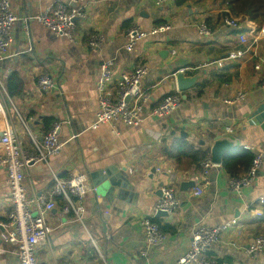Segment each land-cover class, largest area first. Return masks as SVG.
I'll return each instance as SVG.
<instances>
[{
    "label": "crops",
    "instance_id": "obj_1",
    "mask_svg": "<svg viewBox=\"0 0 264 264\" xmlns=\"http://www.w3.org/2000/svg\"><path fill=\"white\" fill-rule=\"evenodd\" d=\"M6 1L19 20L11 30L6 58L0 62V81L30 134L6 101L7 118L0 115V135L10 124L23 148L31 151L32 139L39 142L53 123H61L59 153L24 171L26 196L52 189V175L66 178L83 173L93 186L91 173L107 169L116 185L126 183L125 189L118 185L100 194L88 193L82 223L75 221L72 212L63 215L65 202L54 197L55 208L47 220L50 232L46 243L36 249L37 260L41 264H175L187 251L195 228L236 220L241 227L225 232L207 257L217 264H264V251L255 258L244 252L255 236H264V203L260 202H264V88L260 86L264 81V0H175L165 5L151 0ZM56 4L85 13V19L76 23L80 37L75 43L36 21L24 24L21 20ZM224 11L239 19L238 29L220 22ZM201 23L209 28V37L197 34ZM160 24L170 28L152 32ZM133 26L147 36L128 51L126 30ZM91 32L104 40L98 50L89 49L83 38ZM241 34L245 44L240 43ZM236 50L244 51L243 57L227 59ZM106 60L112 61V93L120 75L140 64L146 67L141 87L150 94V101L145 114L175 93L182 97L180 107L162 119L146 118L137 127L120 122L92 127L99 67ZM258 63L261 67L256 70ZM42 72L58 86L49 94L36 91V76ZM179 72L195 78L184 93L177 91L172 76ZM238 92L246 94L243 101L226 103ZM226 127L231 133L225 132ZM217 135L231 138L234 147L225 152L221 163L211 162L205 174L200 164L211 160L212 139ZM181 140L206 153L197 166L187 158L176 162L166 157L164 149ZM243 151L252 156L262 153L263 165L254 183L237 193L230 188L232 176L222 161L226 154ZM245 170L239 168L238 176ZM166 186L174 189L179 206L171 215L156 218L158 191ZM195 188L202 189L201 195H194ZM10 205L5 172L0 169V223L6 220ZM144 218L157 221L165 240L141 257ZM0 248V264H18L13 246L0 242Z\"/></svg>",
    "mask_w": 264,
    "mask_h": 264
},
{
    "label": "built area",
    "instance_id": "obj_2",
    "mask_svg": "<svg viewBox=\"0 0 264 264\" xmlns=\"http://www.w3.org/2000/svg\"><path fill=\"white\" fill-rule=\"evenodd\" d=\"M156 5H165L175 0H151ZM222 15L220 22L229 29L239 28V19L229 15L228 12ZM85 13L78 9H69L66 5L56 4L46 8L43 12L31 17L22 18L24 24L30 20L36 21L41 26L51 31L59 37H64L72 43L80 37L75 33L77 21H83ZM19 20L14 14L11 4L6 0H0V62L6 58L10 45V33L13 25ZM170 27L166 24H160L153 28L152 32H163ZM197 34L202 37H209L211 32L207 25L201 23L197 27ZM147 33L139 27L133 26L126 30V50H131ZM86 45L89 49L98 50L104 43L100 34L91 32L83 35ZM241 44H245L243 34L239 36ZM174 55L175 51H171ZM244 51L236 50L229 53L227 59L238 60L242 58ZM112 61L106 60L99 67V77L96 83L97 92V111L92 127L100 124H111L120 122L128 127H137L146 118L155 117L162 119L172 112L176 111L181 103L182 97L179 93L172 94L163 99L158 105L145 114L146 105L150 101V94L142 86V80L146 75L147 69L144 65L136 66L129 74L120 75L117 88L114 93L111 92L110 83H112ZM261 64L255 65L259 70ZM176 73L172 76L175 77ZM36 91L39 94H49L57 89V83L47 73H40L35 80ZM264 88V81L261 85ZM246 97L244 92H238L234 98L227 100L226 103L232 104L237 101H243ZM10 105L16 113V118L21 121L26 131L30 134L27 126L17 114V111L11 104L7 93L3 89L0 81V115L7 118L6 106ZM9 119V118H8ZM7 119V120H8ZM61 123L55 122L51 125L49 131L41 138L39 142L32 139V149L28 151L23 148L17 133L10 124L6 125L0 135V169L5 172L6 185L9 189L10 210L4 222L0 223V242L13 246L14 252L18 258V264H41L35 256L36 249L45 244L50 232V226L47 220L50 213L55 208L53 198L61 197L65 205L61 209L63 215L72 212L75 221L82 223L84 220V198L88 193H95L96 187L92 186L83 173H71L67 178H60L52 175L53 188L40 193L26 196L23 184L25 169L34 163L46 162L50 157L55 156L61 149L58 141V132ZM226 133H231L230 127H226ZM262 153H256L243 175L230 178L229 185L235 192L239 193L242 189L251 186L260 171L262 162ZM204 173L212 167L210 158L201 162ZM202 189L195 188L194 195L199 196ZM264 203L263 200H260ZM179 206V200L175 195L174 189L170 186L161 188V195L154 205V214L165 213L171 215ZM141 226L145 235V247L140 251V256L145 257L148 249L160 246L165 235L160 230L159 225L149 218L141 221ZM241 227L236 220L207 227L199 226L191 232L190 243L185 254L180 257L175 264H217L213 259L207 257L209 249L220 243L221 237L225 232ZM264 251V236H255L244 249L246 255L258 257ZM3 250L0 248V253Z\"/></svg>",
    "mask_w": 264,
    "mask_h": 264
},
{
    "label": "water",
    "instance_id": "obj_3",
    "mask_svg": "<svg viewBox=\"0 0 264 264\" xmlns=\"http://www.w3.org/2000/svg\"><path fill=\"white\" fill-rule=\"evenodd\" d=\"M175 82L177 91L184 93L187 90H189L191 87H193V84L195 82V78L193 77H186L184 73H176L175 76ZM185 97L183 96V99ZM181 137H186V135L181 132ZM234 147V141L229 137H222L220 135L215 136L212 139V148L210 149V155H211V162L214 164L221 163V159L225 152L229 151ZM90 179L92 181L93 186H96V193L100 194L103 193V191L107 190L110 186H118L116 185V182H114V179L111 177L110 171L107 169H102L95 171L91 173ZM192 186L193 183H190ZM122 189H125L126 183L123 182L119 185ZM160 190L158 191V194H160ZM156 218L160 217H166L167 215L165 213H157Z\"/></svg>",
    "mask_w": 264,
    "mask_h": 264
},
{
    "label": "trees",
    "instance_id": "obj_4",
    "mask_svg": "<svg viewBox=\"0 0 264 264\" xmlns=\"http://www.w3.org/2000/svg\"><path fill=\"white\" fill-rule=\"evenodd\" d=\"M176 150L177 153H172L171 151ZM164 153L168 159L173 161H180L179 158H187L191 164L197 166L200 161H202L206 153L199 152L193 149L192 147L188 146L183 140L177 142H173L170 147L164 149ZM253 156L243 151L240 155L239 154H226L224 160L222 161V165L224 169L232 176V178L238 177L239 168H246L249 166ZM152 221L157 224L155 219ZM161 230V229H160ZM162 231V230H161ZM163 233V232H162Z\"/></svg>",
    "mask_w": 264,
    "mask_h": 264
},
{
    "label": "rangeland",
    "instance_id": "obj_5",
    "mask_svg": "<svg viewBox=\"0 0 264 264\" xmlns=\"http://www.w3.org/2000/svg\"><path fill=\"white\" fill-rule=\"evenodd\" d=\"M67 178V177H66ZM5 183H6V179H5ZM23 183H24V179H23ZM7 186V185H6ZM8 187V186H7ZM8 194H9V189H8Z\"/></svg>",
    "mask_w": 264,
    "mask_h": 264
}]
</instances>
